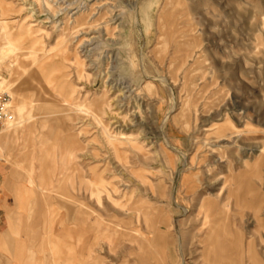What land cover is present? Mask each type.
Masks as SVG:
<instances>
[{
    "label": "rangeland",
    "instance_id": "1",
    "mask_svg": "<svg viewBox=\"0 0 264 264\" xmlns=\"http://www.w3.org/2000/svg\"><path fill=\"white\" fill-rule=\"evenodd\" d=\"M0 21L14 128L36 98L2 142L0 264H264V0H0Z\"/></svg>",
    "mask_w": 264,
    "mask_h": 264
},
{
    "label": "bare ground",
    "instance_id": "2",
    "mask_svg": "<svg viewBox=\"0 0 264 264\" xmlns=\"http://www.w3.org/2000/svg\"><path fill=\"white\" fill-rule=\"evenodd\" d=\"M13 51H14L13 50V43H12V40L10 38V34H9V32H7L6 26L3 24V22L0 21V93H2L4 91H12V87L10 85L9 79H7V77L2 76L1 71H2L3 67H10V68L14 67V61L12 60ZM79 65H80V63H79ZM66 95L68 96L69 93H67ZM71 95H72V93H71ZM70 99H71V97H70ZM62 101L64 103H67V105L70 106L71 109H73L74 104L71 103L69 101V99L63 97ZM35 102H36V98H31L29 101H24L22 103H20V102L16 103L15 108H16V111L18 112V115L16 117L19 116V119H20L19 124H17L14 128V126L12 125L13 118L6 120V122L4 123V125H3L4 129L2 131H0V156H2V153L4 152V147L2 146V142L4 140L10 141L12 139V135H16L19 132V129H20L19 127L21 126L22 123H28L30 127L33 126V121H34L35 116L33 115L32 112L35 109ZM8 106H9V108H12V103L10 105L8 104ZM14 106H15V104H14ZM77 108L80 109L79 111H86V112L90 113L89 110L92 109V103H87L86 101H84V103H78ZM9 113L12 114L11 109H10ZM92 116H94L95 120H97L99 123H101V118L98 114L95 113ZM38 124L39 123H37V125ZM42 124L43 125H41L42 126L41 131L44 133L45 127H46L45 120L42 121ZM14 129H16V130L14 131ZM12 130H13V132H12ZM3 134H5V135L3 136ZM41 152L44 153V156L45 155L48 156L50 154L48 152V150H45V149H41ZM73 158H74V156L69 154V153L68 154H62V157H61L62 164L60 166L54 165L51 167V172L49 175L50 177L43 176V184H42L43 189L46 190V189H48V187L52 186L53 182L59 181V179L61 178L62 174L64 173V170L66 169L69 161ZM29 179L31 181H34L33 176L31 174L29 175ZM71 184H72V186L74 185V178L71 179ZM91 184L92 183L90 181H88L86 178H82L81 185L86 187V189H88ZM216 257H218V256L216 255Z\"/></svg>",
    "mask_w": 264,
    "mask_h": 264
},
{
    "label": "crops",
    "instance_id": "3",
    "mask_svg": "<svg viewBox=\"0 0 264 264\" xmlns=\"http://www.w3.org/2000/svg\"><path fill=\"white\" fill-rule=\"evenodd\" d=\"M3 146V145H2ZM6 158V152L4 149V152L2 153V156H0V244L1 243H6L8 242V238H6L7 233H8V229H9V224H10V218L12 217V213L14 211L15 208V204H8L7 202V198H6V190L9 189L11 187H14V185L12 184V182L10 181V183L8 182V176L5 173V168H4V164L2 163V161H4ZM34 180V186L31 185V188L33 189V191L35 192V190H39V183L36 182ZM58 237H56V242L51 245L52 250L51 251H56L58 250V248H60V237L61 234L58 233L57 234ZM59 261L58 258H53L52 263L53 264H57V262Z\"/></svg>",
    "mask_w": 264,
    "mask_h": 264
},
{
    "label": "built area",
    "instance_id": "4",
    "mask_svg": "<svg viewBox=\"0 0 264 264\" xmlns=\"http://www.w3.org/2000/svg\"><path fill=\"white\" fill-rule=\"evenodd\" d=\"M9 103H6V100L2 99L0 96V127L4 125L5 121L13 118L12 114L9 113L10 108Z\"/></svg>",
    "mask_w": 264,
    "mask_h": 264
}]
</instances>
